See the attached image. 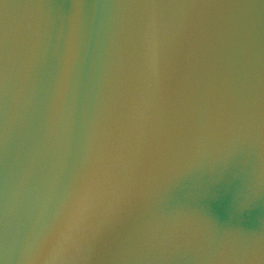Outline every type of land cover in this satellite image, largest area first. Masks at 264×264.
<instances>
[{
    "label": "water",
    "instance_id": "obj_1",
    "mask_svg": "<svg viewBox=\"0 0 264 264\" xmlns=\"http://www.w3.org/2000/svg\"><path fill=\"white\" fill-rule=\"evenodd\" d=\"M0 264H264V0H0Z\"/></svg>",
    "mask_w": 264,
    "mask_h": 264
}]
</instances>
